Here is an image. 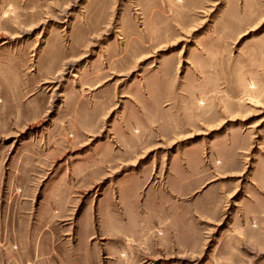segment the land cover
Returning <instances> with one entry per match:
<instances>
[{"label": "rangeland", "instance_id": "obj_1", "mask_svg": "<svg viewBox=\"0 0 264 264\" xmlns=\"http://www.w3.org/2000/svg\"><path fill=\"white\" fill-rule=\"evenodd\" d=\"M0 264H264V0H0Z\"/></svg>", "mask_w": 264, "mask_h": 264}]
</instances>
